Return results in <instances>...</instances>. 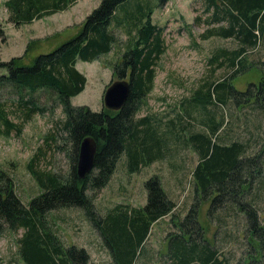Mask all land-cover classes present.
I'll return each instance as SVG.
<instances>
[{
	"label": "trees",
	"instance_id": "trees-1",
	"mask_svg": "<svg viewBox=\"0 0 264 264\" xmlns=\"http://www.w3.org/2000/svg\"><path fill=\"white\" fill-rule=\"evenodd\" d=\"M74 1L4 0L3 3L7 20L18 26L61 11ZM120 2L123 0H99L74 33L50 51L32 55L27 50L36 43L28 41L23 54L0 60V68L5 69V73L0 75V134L7 135L11 130L17 134L30 114L42 112L44 107L38 106L31 95L24 99L22 90L32 93L43 89L52 92L53 101L60 105L63 115L54 121L59 125H54L56 131L49 129L44 139H53L60 130V136L64 142H69L72 150L66 173L39 170L34 167L36 153L30 156L26 168L39 188L25 204L15 192L12 177L0 168V233L3 229L16 231L21 228L17 255L24 264H85L88 259L86 250L74 245L67 248L46 222V213L50 209L76 206L84 210L91 227L101 236L113 264H135L136 255H145L143 241L152 223L170 214L177 230L166 234L171 238L164 252L169 264H227L218 255L214 243L205 238V230L197 218L201 202L209 197L208 214L225 203L245 216L243 233H246L255 253L246 256L242 264H248L250 257L257 261L264 256V224L260 222L255 206L256 194L247 193L246 199L244 193L254 176L258 175L259 181L263 180L264 122L259 126L263 129L260 148L252 155L245 154V142L237 139L227 144L220 142L217 135L219 121L202 120L206 128L190 131L184 136V142L199 157L191 172L195 198L181 218L172 213L175 202L165 193L157 174H151L143 181L146 196L141 207L118 203L104 214L95 209L93 196L105 186L120 154L125 155L126 171L130 173L155 157L165 158L164 154L169 149L168 136L175 134L169 127L160 128L157 117L134 115L145 103L146 94L152 87L156 60L166 46L163 27L150 21L152 8L139 6V11H131L134 3H128L121 10L123 17L116 20L131 25L126 29L129 35L125 48L110 64L112 75L127 76L129 82L127 98L119 110L106 107L101 111L92 110L85 104L75 105L69 101V97L76 95L85 82L84 73L76 68L75 61L88 62L112 48L116 36L109 25L113 10ZM199 3L200 12L192 16L193 22L204 24L199 37L230 36L238 42L236 48L216 47L208 57L210 64L231 66L237 73L247 65L245 50L258 43L264 30V0H200ZM228 78L201 83L193 89L188 102L202 109L215 102L226 106V101L231 100L237 108L253 104L260 108L261 116L264 115V70L256 76L257 80L248 81L244 90L236 89ZM15 107H20L22 115L17 114ZM10 114L20 116L19 121L14 122ZM84 135L93 137L96 149L92 169L79 179L75 160L78 143Z\"/></svg>",
	"mask_w": 264,
	"mask_h": 264
},
{
	"label": "rangeland",
	"instance_id": "rangeland-1",
	"mask_svg": "<svg viewBox=\"0 0 264 264\" xmlns=\"http://www.w3.org/2000/svg\"><path fill=\"white\" fill-rule=\"evenodd\" d=\"M3 1L0 0V60L23 54L28 41L36 43L33 48L27 50L32 55L50 51L56 44L70 37L83 17L99 2V0H75L72 5L61 11L14 26L7 20ZM199 2L200 0H123L115 6L109 25L116 36L112 48L88 62L80 59L75 61L76 68L84 73L85 82L76 95L69 97L70 103L85 104L89 109L101 111L104 107L101 96L105 85L110 80L118 78L112 75L110 64L125 48L129 35L126 29L131 26L129 22H116L124 15L121 10L128 3H134L133 9L129 8L131 11L138 10L139 6L152 8L150 21L163 27L162 35L166 46L156 60L152 87L146 94L145 103L134 115L140 117L143 114H150L157 117L160 128L169 127L175 134L168 136L169 149L164 154L165 158L155 157L153 161L143 164L130 173L126 171L125 155H119L115 169L105 186L93 196L94 207L100 214H104L108 208L118 203L141 207L146 196L143 181L149 175L157 174L165 193L175 202L172 213L181 218L195 198L191 172L199 157L192 148L188 147L183 138L190 131L206 128L202 120L219 121L217 135L220 142L227 144L230 140L236 139L245 142V154L251 155L260 148L263 129L259 126L264 122L260 108L253 104H243L237 108L234 102L228 100L226 106L215 102L201 109L199 105L188 102V99L193 89L205 81L229 76L228 79L236 89L244 90L248 81L257 80L256 76L264 70V65H261V61L264 60V30L260 34L258 43L244 52V58L250 67L246 65L236 73L231 66L217 67L214 63L210 64L208 57H211L216 47L236 48L238 42L230 36L199 37L204 24H196L192 19L195 13L200 12ZM29 57L26 56L27 59ZM2 73H5L3 67L0 68V75ZM123 78L126 79L127 76ZM22 94L24 99L31 95L37 105L44 108L40 113L30 114L17 134H14L13 130L7 135L0 134V168L12 177L15 192L25 204L39 188L26 168L30 156L36 153L34 167H38L39 170L50 169L53 172L66 173L72 150L69 142H64L60 136L59 133H62L60 130H57L53 139L51 137L44 139L49 129L56 131L55 126L59 125L54 121L63 116L60 105L53 101L52 92L39 89L30 93L22 90ZM19 108H14L17 114H20ZM10 117L14 122L20 119V116L13 117L11 114ZM261 156L264 160V151ZM257 176L248 182V191L246 190L244 197L247 193L256 194L255 206L258 208L260 222L264 224V170L262 181H259L260 177ZM209 200L207 197L201 202L197 216L205 230V238L214 243L218 255L227 264H242L246 256L255 253L247 241L246 233H243L245 216L240 210L229 208L225 203L219 204L216 210L208 214L206 208L209 206ZM83 211L76 206L50 209L46 213V222L51 232L58 236L67 248L74 245L90 253L85 264H113L108 247L104 245L97 230L91 227ZM176 230L170 214L153 222L143 241V249L147 252L145 251V255H136L135 258L138 259L134 263L169 264L170 260L164 252L170 245L171 238H167L166 234ZM20 233L21 228L16 231L3 229L0 233V264H5L4 256L15 254ZM248 264H264V256L257 261L254 257H250Z\"/></svg>",
	"mask_w": 264,
	"mask_h": 264
},
{
	"label": "water",
	"instance_id": "water-1",
	"mask_svg": "<svg viewBox=\"0 0 264 264\" xmlns=\"http://www.w3.org/2000/svg\"><path fill=\"white\" fill-rule=\"evenodd\" d=\"M128 90L129 82L127 78L118 77L112 81L110 80L102 91V105L108 109H113V111L119 110L127 98ZM77 148L75 172L80 179L92 169L96 149L95 140L92 136L84 135L80 139Z\"/></svg>",
	"mask_w": 264,
	"mask_h": 264
},
{
	"label": "crops",
	"instance_id": "crops-1",
	"mask_svg": "<svg viewBox=\"0 0 264 264\" xmlns=\"http://www.w3.org/2000/svg\"><path fill=\"white\" fill-rule=\"evenodd\" d=\"M86 250V249H85ZM88 256H89V252L86 251ZM5 258H3V263L5 264H24L22 262V260H20V258L18 257L17 255V247H16V251H15V254H12V255H9L8 257L7 256H4ZM52 264H55V262H52ZM58 264H71L69 262H60Z\"/></svg>",
	"mask_w": 264,
	"mask_h": 264
}]
</instances>
